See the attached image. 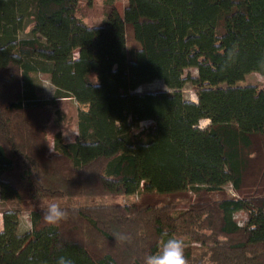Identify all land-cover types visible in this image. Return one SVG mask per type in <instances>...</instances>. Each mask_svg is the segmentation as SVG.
Wrapping results in <instances>:
<instances>
[{
    "label": "trees",
    "instance_id": "obj_1",
    "mask_svg": "<svg viewBox=\"0 0 264 264\" xmlns=\"http://www.w3.org/2000/svg\"><path fill=\"white\" fill-rule=\"evenodd\" d=\"M79 1L0 0V199L30 216L20 232L16 213H1L0 264H144L185 224L195 241V229L221 237L210 240L211 264H264V196L246 191L264 180V85H239L264 77V0H127L122 13L109 1L97 25L77 15ZM129 30L138 44L130 58ZM33 73L48 76L52 99L37 95ZM156 79L167 90L136 91ZM186 82L196 102L183 96ZM57 98L79 105L77 136L55 135L49 152L47 107ZM143 121L153 126L134 132ZM226 185L239 197L203 199ZM190 191L198 199L176 212L149 202L64 205ZM43 200L66 217L47 223ZM237 211L247 213L242 225ZM184 255L203 264L190 248Z\"/></svg>",
    "mask_w": 264,
    "mask_h": 264
},
{
    "label": "rangeland",
    "instance_id": "obj_2",
    "mask_svg": "<svg viewBox=\"0 0 264 264\" xmlns=\"http://www.w3.org/2000/svg\"><path fill=\"white\" fill-rule=\"evenodd\" d=\"M109 1H112L117 8V10L122 13L124 6L127 3V0H92L91 4L88 6L86 0H80L77 7V15L84 20L88 25H97L100 24L105 16L106 10L108 8ZM29 30L27 26L21 33L20 36H26ZM127 57H132L134 50L138 47L133 33L131 30L127 32ZM196 75V70L194 68H188L184 71V75ZM33 82L36 87L37 95L43 99H52L54 96V87L49 82L48 76L43 73H33L32 74ZM239 85H256L261 87L264 85V77L258 73H250L244 77L242 81L239 82ZM157 90H167V87L164 83L156 79L150 83H146L137 88V92L143 91H157ZM183 96L190 100L196 102V91L191 86L189 82H186L181 90ZM79 105L71 98H57L54 101V104L47 107L48 112V123L45 128V138L49 142V152L52 150V141L54 136L60 134V137L64 142H72L77 136V111ZM208 124V120L203 119L199 122V127L204 128ZM153 126L151 121H143L140 123L139 128L134 132H138L142 129H146ZM264 167V163H263ZM263 175V174H262ZM249 179V178H248ZM251 181V180H250ZM249 182V181H247ZM250 184V182H249ZM264 180L262 182L258 181L256 186L247 185L246 191L249 190L252 196H264ZM203 199L206 197L208 199H220L223 195L230 197H239V194L232 189L230 185H226L223 193H202ZM198 196L193 192H188L185 198H172L164 195H154L144 197L141 196V193H137L130 196H108V197H94V198H77L68 202H65L64 205L72 206H95V205H127L132 203H141L149 202L151 205L162 206L168 205L171 206V211H183L188 209L189 204L193 201H196ZM49 200H43L42 205L48 204ZM11 210L16 213L18 222H19V231H26L30 229V216L27 210V207L23 204L11 201V200H1L0 199V227H1V213ZM234 220L242 225L247 220V213L245 211H237L233 214ZM185 228H189L185 224ZM185 228L179 230V232L173 237L182 239L184 241V249L190 248V251L193 255L198 258H203V264H211L209 249L213 247V243L210 240H221V237L214 235L211 230L206 228L200 230L195 229L193 232L195 234L199 232L198 238L200 240H193L190 234L185 232ZM167 239V238H166ZM165 240V239H164ZM163 242V241H162ZM161 242V246H162ZM147 249V247H145ZM119 254V252H117ZM214 258V257H213ZM216 261V260H215ZM218 261V260H217ZM216 261V262H217Z\"/></svg>",
    "mask_w": 264,
    "mask_h": 264
},
{
    "label": "clouds",
    "instance_id": "obj_3",
    "mask_svg": "<svg viewBox=\"0 0 264 264\" xmlns=\"http://www.w3.org/2000/svg\"><path fill=\"white\" fill-rule=\"evenodd\" d=\"M66 217V212L59 204L53 202L47 205L44 219L47 223L55 225ZM119 240H125L122 234H114ZM162 235L167 236V233ZM57 264H73L72 260L64 256L59 257ZM144 264H186L184 255V241L170 237L162 242L156 252L148 253L144 257Z\"/></svg>",
    "mask_w": 264,
    "mask_h": 264
}]
</instances>
